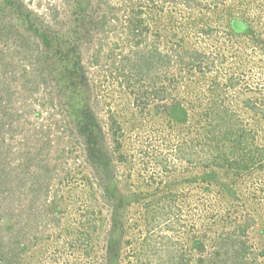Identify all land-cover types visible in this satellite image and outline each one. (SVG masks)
<instances>
[{
  "label": "rangeland",
  "instance_id": "374dc122",
  "mask_svg": "<svg viewBox=\"0 0 264 264\" xmlns=\"http://www.w3.org/2000/svg\"><path fill=\"white\" fill-rule=\"evenodd\" d=\"M214 110L264 147V0L0 5V264H264V166L195 154Z\"/></svg>",
  "mask_w": 264,
  "mask_h": 264
},
{
  "label": "trees",
  "instance_id": "16d2710c",
  "mask_svg": "<svg viewBox=\"0 0 264 264\" xmlns=\"http://www.w3.org/2000/svg\"><path fill=\"white\" fill-rule=\"evenodd\" d=\"M11 1L12 0H0V5H9ZM241 27H243V22H240L239 20H233L231 22L232 31L240 30ZM214 111V114L210 118L212 122H216V125H211L209 130L207 129L205 133L206 137H201L199 140H193L194 145L199 147V151H195V154L198 153L202 164L205 167H209L210 164L220 167L227 165L228 167L235 169L238 173L245 172L256 167H263L264 147L255 145L254 139L249 140L251 138L250 136H253L254 132L250 129H246L245 126H242L240 121L235 122L233 116L231 115V110ZM89 130V127H86L82 130V132L83 134H89L88 147H92L90 148V151L93 157H96L95 153L93 152L95 151L93 146L95 140L92 139V136L90 134L91 132ZM225 142H230L229 144H231L233 153L236 154V159L228 160V153L224 151L221 152V150H219V144L222 143L224 145ZM186 155L187 154L181 155L180 153L176 152L174 156H177L180 160L182 159L183 161L187 160L189 162H192L193 159H191V154H189L188 156ZM154 210L156 209L154 208ZM166 214L168 215L167 222H169V226L175 227L176 224H179L181 220L180 217H182L181 215L175 216V214H171V212H167ZM154 222L155 220L151 223L154 224ZM224 240L225 242L221 240L222 242L219 241L216 244L218 246L217 248L219 249L218 252L223 251V248H225V252L228 251L229 248H227L226 246L229 245L228 243L230 242V240L232 242V239L226 238ZM232 244L233 246H236L235 242H233ZM195 245H197V242H195ZM163 247L165 248L164 250L158 248V246L155 244L153 251L161 252L163 250L165 256L169 258L166 261L167 264H186V262H184L187 261L184 258L186 257L185 253L183 254L181 252V254L178 255L180 253L179 248L183 247L179 241L173 242L171 238H168L167 243H164Z\"/></svg>",
  "mask_w": 264,
  "mask_h": 264
}]
</instances>
